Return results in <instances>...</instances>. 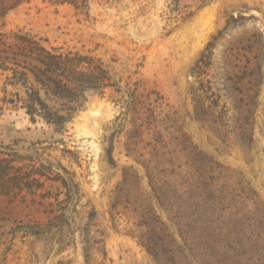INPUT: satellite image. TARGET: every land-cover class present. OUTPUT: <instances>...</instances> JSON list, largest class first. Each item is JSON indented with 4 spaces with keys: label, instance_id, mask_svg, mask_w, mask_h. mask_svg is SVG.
<instances>
[{
    "label": "rangeland",
    "instance_id": "rangeland-1",
    "mask_svg": "<svg viewBox=\"0 0 264 264\" xmlns=\"http://www.w3.org/2000/svg\"><path fill=\"white\" fill-rule=\"evenodd\" d=\"M18 31L120 92L0 115V264H264V0H30Z\"/></svg>",
    "mask_w": 264,
    "mask_h": 264
},
{
    "label": "trees",
    "instance_id": "trees-1",
    "mask_svg": "<svg viewBox=\"0 0 264 264\" xmlns=\"http://www.w3.org/2000/svg\"><path fill=\"white\" fill-rule=\"evenodd\" d=\"M24 1L30 0H0V9ZM45 43L21 31L0 33V76L5 79L0 115L23 111L32 123L42 121L62 131L82 107L86 91L104 95L116 85L100 59Z\"/></svg>",
    "mask_w": 264,
    "mask_h": 264
}]
</instances>
